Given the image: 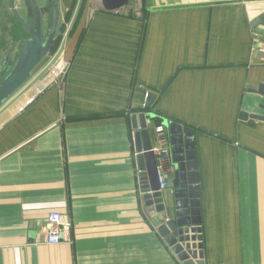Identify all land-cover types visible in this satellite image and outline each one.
<instances>
[{"label": "crops", "instance_id": "0c3cea01", "mask_svg": "<svg viewBox=\"0 0 264 264\" xmlns=\"http://www.w3.org/2000/svg\"><path fill=\"white\" fill-rule=\"evenodd\" d=\"M59 3L60 39L35 72L60 54V89L18 113L43 75L0 106V264H179L139 202L129 118L141 112L170 154L171 138L192 144L183 179L204 264H264V121L250 117L264 116V54L251 49L264 0ZM7 11L0 61L26 38ZM49 212L70 223L58 245Z\"/></svg>", "mask_w": 264, "mask_h": 264}, {"label": "water", "instance_id": "95a60500", "mask_svg": "<svg viewBox=\"0 0 264 264\" xmlns=\"http://www.w3.org/2000/svg\"><path fill=\"white\" fill-rule=\"evenodd\" d=\"M107 11L126 8L130 0H101ZM2 2L0 0V9ZM27 19L20 15L16 0H8L10 13L27 36L20 42L19 48L11 46L0 61V106L18 92L30 79L31 74L52 51L60 27L59 0H22ZM49 16L47 25L45 21ZM28 20V21H27ZM16 55V56H15ZM15 58V59H14ZM14 59V60H11ZM260 94L264 95V86ZM152 114L135 113L129 118L135 167L140 199L145 214L150 217L152 231L162 241L166 250L179 264H204L198 218L199 210L191 202V190L184 183V173L194 169L192 163L185 164L191 158L192 144L186 140L180 147L171 138V154L174 179L167 196L159 191L156 160L151 152L153 147V128L149 125ZM154 118V116H152ZM246 118L245 114H241ZM264 121V116H250ZM171 130L173 124L165 123ZM184 137L191 136L184 131ZM179 154L185 156L180 160ZM190 167H193L190 169ZM189 170V171H187ZM192 183V182H191ZM173 188L175 191H172ZM197 227V228H196Z\"/></svg>", "mask_w": 264, "mask_h": 264}, {"label": "built area", "instance_id": "2783aa9c", "mask_svg": "<svg viewBox=\"0 0 264 264\" xmlns=\"http://www.w3.org/2000/svg\"><path fill=\"white\" fill-rule=\"evenodd\" d=\"M252 51L264 54V36L260 40L255 37L252 38ZM55 53V52H54ZM52 57V56H51ZM50 57V58H51ZM69 62L60 55H54L51 60L41 69L39 72H33L30 79L24 85L25 87H31L34 83L40 81L42 78L43 87L37 86L34 88L30 96H28L24 104L18 108V113L24 111L26 107L31 106L37 95H39L45 88L56 87L60 89L62 81L66 77L69 71ZM153 147L151 152L155 156L156 160V174L157 182L160 192H167L170 188L168 182V176L172 170L171 168V154L169 147L166 144V135L164 128L159 125L153 128ZM70 227L68 221L63 220V216L58 212H49L46 217V233L45 242L48 245H58L62 241V233L65 229Z\"/></svg>", "mask_w": 264, "mask_h": 264}, {"label": "flooded vegetation", "instance_id": "af4514ba", "mask_svg": "<svg viewBox=\"0 0 264 264\" xmlns=\"http://www.w3.org/2000/svg\"><path fill=\"white\" fill-rule=\"evenodd\" d=\"M17 1H19V2H17ZM1 2H2V5H1V9L0 10H2L3 8H4V2L6 3V6L8 5V0H1ZM20 4V15L24 18V19H27V14L25 13V11L24 10H22L24 7H23V5H22V0H16V4ZM8 7V6H7ZM23 7V8H22ZM8 9H9V7H8ZM9 12H10V9H9ZM11 14V13H10ZM11 16H12V14H11ZM13 17V16H12ZM14 18V17H13ZM15 20V19H14ZM28 21V20H27ZM45 21V20H44ZM15 22V24L20 28V26H19V24L16 22V21H14ZM21 29V28H20ZM24 36H26V34L24 33V32H22V37H24ZM26 38H27V36H26ZM1 47V46H0Z\"/></svg>", "mask_w": 264, "mask_h": 264}, {"label": "rangeland", "instance_id": "374dc122", "mask_svg": "<svg viewBox=\"0 0 264 264\" xmlns=\"http://www.w3.org/2000/svg\"><path fill=\"white\" fill-rule=\"evenodd\" d=\"M8 6V5H7ZM6 6V3L4 2V8L2 9V10H0V30H1V32H3V30H4V17H6V16H8V11H7V8L9 7H7ZM16 6L18 7V8H20L19 6H18V3L16 4ZM7 7V8H6ZM3 21V22H2ZM1 51H2V49L0 48V55H1Z\"/></svg>", "mask_w": 264, "mask_h": 264}, {"label": "trees", "instance_id": "16d2710c", "mask_svg": "<svg viewBox=\"0 0 264 264\" xmlns=\"http://www.w3.org/2000/svg\"><path fill=\"white\" fill-rule=\"evenodd\" d=\"M62 30H63V29H62ZM62 30H61V31H62ZM60 35H61V33H60ZM59 39H60V37H58V39L56 40V43L59 41ZM54 49H55V45H54V47H52V51H51L52 53L54 52V51H53Z\"/></svg>", "mask_w": 264, "mask_h": 264}]
</instances>
